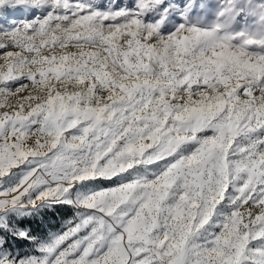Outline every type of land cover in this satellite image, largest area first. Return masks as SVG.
<instances>
[{
    "label": "snow or ice",
    "instance_id": "obj_1",
    "mask_svg": "<svg viewBox=\"0 0 264 264\" xmlns=\"http://www.w3.org/2000/svg\"><path fill=\"white\" fill-rule=\"evenodd\" d=\"M0 264H264V0H0Z\"/></svg>",
    "mask_w": 264,
    "mask_h": 264
},
{
    "label": "rangeland",
    "instance_id": "obj_2",
    "mask_svg": "<svg viewBox=\"0 0 264 264\" xmlns=\"http://www.w3.org/2000/svg\"><path fill=\"white\" fill-rule=\"evenodd\" d=\"M71 217V211L67 209H61L54 213H51L45 218L44 231H57L63 225L64 221Z\"/></svg>",
    "mask_w": 264,
    "mask_h": 264
}]
</instances>
